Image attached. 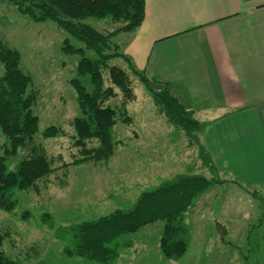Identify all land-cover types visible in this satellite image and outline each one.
Listing matches in <instances>:
<instances>
[{
    "label": "rangeland",
    "instance_id": "374dc122",
    "mask_svg": "<svg viewBox=\"0 0 264 264\" xmlns=\"http://www.w3.org/2000/svg\"><path fill=\"white\" fill-rule=\"evenodd\" d=\"M20 19L15 7L0 0V43L19 51L23 71L33 78V90L39 93L34 107L40 119L35 141L50 157L62 155L70 164L73 156L79 157L72 121L81 117L70 81L79 79L88 91L93 87L89 77L78 75L81 58L65 54L62 47L67 39L73 45L81 44L52 22L23 19L19 23ZM84 23L105 35L123 26L94 18ZM123 33L112 40V48L120 47ZM108 66L126 71L134 95L127 100L112 85L109 69L104 71L106 86L115 92L109 105L119 117L113 129V155L100 162L61 168L37 189L17 191L16 209L10 213L0 210V233L5 236L0 252L20 264H98L66 254L70 238H58L63 230L106 216L116 208L129 209L143 192L178 175L202 174L217 183L185 215L190 237L185 256L178 261L164 257L160 246L164 223L158 222L120 237L113 264H264V201L254 200L238 179L224 178L215 165L203 166L198 139L191 142L157 105L155 97L161 90H150L122 59L110 61ZM3 75L0 63V77ZM51 126L60 127L66 135L44 138ZM7 143L0 133V145ZM99 145L95 141L89 147ZM29 152L25 148L11 158L8 171H15ZM59 161L55 168L63 166Z\"/></svg>",
    "mask_w": 264,
    "mask_h": 264
},
{
    "label": "trees",
    "instance_id": "16d2710c",
    "mask_svg": "<svg viewBox=\"0 0 264 264\" xmlns=\"http://www.w3.org/2000/svg\"><path fill=\"white\" fill-rule=\"evenodd\" d=\"M7 1L15 7L21 19L36 23L52 22L79 42L81 46H76L67 39L62 50L67 55L81 58L78 75L89 77L93 87L92 91H88L79 79L70 81L81 111V117L72 121L76 135L73 136L74 147L78 149L79 157L73 156L70 164L65 163L62 155L59 158L50 157L46 149L35 141L40 119L34 112L39 93L33 90V78L23 71L19 51L0 43V63L4 68V75L0 77V133L8 140L7 145H0V210L10 213L17 207V191L37 189L61 168L65 170L86 162H100L113 155V129L119 117L109 105L115 92L112 86H106L104 71L109 69L112 85L121 90L127 100H132L134 95L126 71L116 66L109 68L110 61L124 60L140 82L152 89L145 74L135 69L119 47L112 48V40L119 33H134L141 27L146 17V0ZM89 18L112 20L123 26L105 35L84 23ZM155 100L158 106L163 107L168 120L182 130L191 142L198 139L203 166L213 168L212 158L198 137L206 125L196 120L194 113L185 109L167 86ZM65 135L60 127L51 126L43 137L55 139ZM95 141L100 144L99 147H89ZM25 148L30 152L15 171L9 172L8 161ZM58 159L63 166L55 168ZM215 183L216 180L202 174L178 175L153 190L143 192L129 209L116 208L106 216L67 227L58 238H70L65 252L71 257L98 264H113L118 255L117 241L120 237L163 222L161 251L167 260H181L187 252L190 238L185 215ZM4 238L0 233V245ZM0 264L20 263L0 252Z\"/></svg>",
    "mask_w": 264,
    "mask_h": 264
},
{
    "label": "crops",
    "instance_id": "0c3cea01",
    "mask_svg": "<svg viewBox=\"0 0 264 264\" xmlns=\"http://www.w3.org/2000/svg\"><path fill=\"white\" fill-rule=\"evenodd\" d=\"M122 35L135 69L206 125L199 139L224 178L264 201V0H146L141 27Z\"/></svg>",
    "mask_w": 264,
    "mask_h": 264
},
{
    "label": "water",
    "instance_id": "95a60500",
    "mask_svg": "<svg viewBox=\"0 0 264 264\" xmlns=\"http://www.w3.org/2000/svg\"><path fill=\"white\" fill-rule=\"evenodd\" d=\"M11 20H12V21H15L16 19H15L14 16H13V18H11ZM18 21H19V23H23V19H20V20H18ZM150 87H151V89H152L153 91L162 90V89L164 88V86H162V85H157V84H153V83L150 84Z\"/></svg>",
    "mask_w": 264,
    "mask_h": 264
},
{
    "label": "flooded vegetation",
    "instance_id": "af4514ba",
    "mask_svg": "<svg viewBox=\"0 0 264 264\" xmlns=\"http://www.w3.org/2000/svg\"><path fill=\"white\" fill-rule=\"evenodd\" d=\"M247 262V261H246Z\"/></svg>",
    "mask_w": 264,
    "mask_h": 264
}]
</instances>
